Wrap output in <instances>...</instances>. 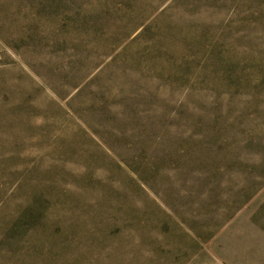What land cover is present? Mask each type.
Listing matches in <instances>:
<instances>
[{"label": "rangeland", "instance_id": "rangeland-1", "mask_svg": "<svg viewBox=\"0 0 264 264\" xmlns=\"http://www.w3.org/2000/svg\"><path fill=\"white\" fill-rule=\"evenodd\" d=\"M0 264H264V0H0Z\"/></svg>", "mask_w": 264, "mask_h": 264}]
</instances>
